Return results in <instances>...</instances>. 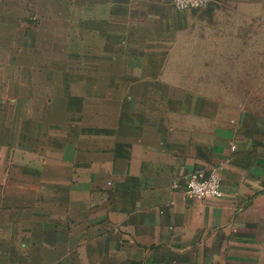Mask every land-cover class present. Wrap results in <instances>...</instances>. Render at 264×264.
Here are the masks:
<instances>
[{
    "label": "crops",
    "instance_id": "crops-1",
    "mask_svg": "<svg viewBox=\"0 0 264 264\" xmlns=\"http://www.w3.org/2000/svg\"><path fill=\"white\" fill-rule=\"evenodd\" d=\"M52 17L96 36L111 73L7 108L0 264H264V110L247 101L264 0H0L8 34ZM214 167L221 197L184 193Z\"/></svg>",
    "mask_w": 264,
    "mask_h": 264
},
{
    "label": "rangeland",
    "instance_id": "rangeland-1",
    "mask_svg": "<svg viewBox=\"0 0 264 264\" xmlns=\"http://www.w3.org/2000/svg\"><path fill=\"white\" fill-rule=\"evenodd\" d=\"M171 2V0H170ZM32 12L31 5L28 6ZM172 5V4H171ZM53 10L47 11L51 13ZM35 14L40 15V12ZM68 15L67 11H62ZM23 22L24 34H8L9 29L0 30V186L5 187L10 172L18 170L10 166L11 152L5 144L10 133L7 124V108L12 102L21 103L23 95L27 93L40 94L37 99H27L28 106H50L54 102L56 92L62 94L72 90L81 89V83H71L69 78L77 79L81 76H95L111 73L103 60L101 44L94 40L96 36H83L69 34V19L43 18ZM22 23V22H21ZM58 26L57 29L44 26ZM48 31V32H47ZM51 31L52 33H49ZM251 42H257V35L251 36ZM103 47V46H101ZM256 60L257 53L251 54ZM257 66L250 67V76L257 79L259 75ZM78 85V87H76ZM64 97V96H63ZM22 100V101H21ZM249 106L254 109L264 110V83H250ZM16 105V104H15ZM20 105V104H19ZM259 112H264L260 111ZM12 117V115H11Z\"/></svg>",
    "mask_w": 264,
    "mask_h": 264
},
{
    "label": "built area",
    "instance_id": "built-area-1",
    "mask_svg": "<svg viewBox=\"0 0 264 264\" xmlns=\"http://www.w3.org/2000/svg\"><path fill=\"white\" fill-rule=\"evenodd\" d=\"M212 0H171L172 7L176 10L194 9L200 10L208 6ZM233 144L231 148H234ZM219 167H214L209 171L194 170L187 177L184 193L195 198H205L208 196L221 197L223 195L222 181ZM173 187H177L174 182Z\"/></svg>",
    "mask_w": 264,
    "mask_h": 264
}]
</instances>
